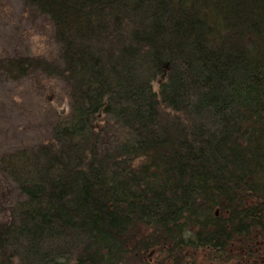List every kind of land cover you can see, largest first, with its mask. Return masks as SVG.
<instances>
[{"label":"trees","instance_id":"16d2710c","mask_svg":"<svg viewBox=\"0 0 264 264\" xmlns=\"http://www.w3.org/2000/svg\"><path fill=\"white\" fill-rule=\"evenodd\" d=\"M22 7L57 55L0 71L68 110L0 152V264H264V0Z\"/></svg>","mask_w":264,"mask_h":264},{"label":"rangeland","instance_id":"374dc122","mask_svg":"<svg viewBox=\"0 0 264 264\" xmlns=\"http://www.w3.org/2000/svg\"><path fill=\"white\" fill-rule=\"evenodd\" d=\"M17 55L52 59L57 46L49 25L33 21L23 12L22 0H0V59ZM67 110V96L59 80L27 77L12 81L0 71V152L46 140L52 125ZM0 193L5 206L15 199L16 192L4 178L0 179ZM232 264L242 263L234 260Z\"/></svg>","mask_w":264,"mask_h":264},{"label":"water","instance_id":"95a60500","mask_svg":"<svg viewBox=\"0 0 264 264\" xmlns=\"http://www.w3.org/2000/svg\"><path fill=\"white\" fill-rule=\"evenodd\" d=\"M159 82H161V81H159Z\"/></svg>","mask_w":264,"mask_h":264}]
</instances>
